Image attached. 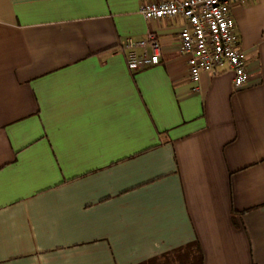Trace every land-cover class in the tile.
<instances>
[{"label": "crops", "instance_id": "0c3cea01", "mask_svg": "<svg viewBox=\"0 0 264 264\" xmlns=\"http://www.w3.org/2000/svg\"><path fill=\"white\" fill-rule=\"evenodd\" d=\"M150 0H0V264H264V0L235 5L242 89L189 80ZM156 33L160 63L121 46Z\"/></svg>", "mask_w": 264, "mask_h": 264}, {"label": "built area", "instance_id": "2783aa9c", "mask_svg": "<svg viewBox=\"0 0 264 264\" xmlns=\"http://www.w3.org/2000/svg\"><path fill=\"white\" fill-rule=\"evenodd\" d=\"M257 0H150L141 5L145 20L181 18V54L187 59L188 76L198 82L203 73L217 74L223 69L233 74L236 90L249 81L245 54L232 16L235 5L248 7ZM127 68L138 72L160 63L161 44L156 33L142 40L127 38L121 46Z\"/></svg>", "mask_w": 264, "mask_h": 264}, {"label": "trees", "instance_id": "16d2710c", "mask_svg": "<svg viewBox=\"0 0 264 264\" xmlns=\"http://www.w3.org/2000/svg\"><path fill=\"white\" fill-rule=\"evenodd\" d=\"M164 259L163 264H204V254L198 244L176 250L166 255Z\"/></svg>", "mask_w": 264, "mask_h": 264}]
</instances>
